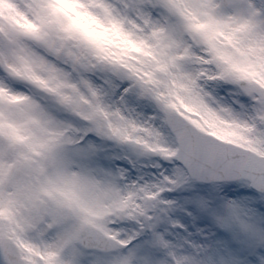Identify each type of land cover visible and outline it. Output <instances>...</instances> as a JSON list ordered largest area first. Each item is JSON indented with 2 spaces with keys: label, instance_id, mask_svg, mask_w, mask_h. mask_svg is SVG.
I'll use <instances>...</instances> for the list:
<instances>
[{
  "label": "rangeland",
  "instance_id": "1",
  "mask_svg": "<svg viewBox=\"0 0 264 264\" xmlns=\"http://www.w3.org/2000/svg\"><path fill=\"white\" fill-rule=\"evenodd\" d=\"M0 21V242L25 264H264V194L190 178L167 123L264 155V95L238 84L264 88V0H0Z\"/></svg>",
  "mask_w": 264,
  "mask_h": 264
},
{
  "label": "water",
  "instance_id": "2",
  "mask_svg": "<svg viewBox=\"0 0 264 264\" xmlns=\"http://www.w3.org/2000/svg\"><path fill=\"white\" fill-rule=\"evenodd\" d=\"M227 3H231V0H227L226 4ZM172 117L175 118L174 122L172 121V126H173L174 131L180 136V139H179L180 142H182L181 136L183 135L184 130L190 131L192 133V136H194V135H197L199 137L202 136L193 127H191L190 125L185 123L179 117H177V116H172ZM240 151H242L244 153H248V152H245L243 150H240ZM217 162L218 161H216L214 163L213 170L220 171V169L223 167L220 165V163H217ZM223 163L225 164V162H223ZM206 164H208V163H206ZM253 181H255V179H253ZM84 238H85L84 239L85 244L90 248H99V249L105 250V249H111L113 247L112 242L102 238L101 236L94 235L90 229H85ZM12 248L13 247L10 245H4L1 247L0 264H6L7 262H9L10 264H17L16 258H15V252ZM2 258H4L6 261L3 262Z\"/></svg>",
  "mask_w": 264,
  "mask_h": 264
}]
</instances>
